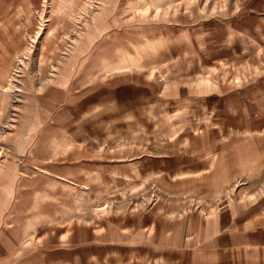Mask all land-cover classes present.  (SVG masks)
<instances>
[{
	"label": "rangeland",
	"instance_id": "obj_1",
	"mask_svg": "<svg viewBox=\"0 0 264 264\" xmlns=\"http://www.w3.org/2000/svg\"><path fill=\"white\" fill-rule=\"evenodd\" d=\"M18 1L0 0V18L10 24L0 33V236L19 242L27 264H43L40 251L51 249H64V264H140L148 249V264H156L173 242L159 239L154 223L172 232L177 216L210 205L182 197L181 210L163 209L170 215L160 225L159 204L174 198L141 180L134 162L148 154L144 142L172 129L148 122L155 114L131 110L126 98L162 88L157 74L178 72L172 58L187 47L194 22L225 19L238 1L36 0L16 21ZM218 64L198 88L227 83ZM142 226L153 233L147 242Z\"/></svg>",
	"mask_w": 264,
	"mask_h": 264
},
{
	"label": "crops",
	"instance_id": "obj_2",
	"mask_svg": "<svg viewBox=\"0 0 264 264\" xmlns=\"http://www.w3.org/2000/svg\"><path fill=\"white\" fill-rule=\"evenodd\" d=\"M34 1L12 5L14 19L18 21ZM237 1L225 19L201 21L198 26L194 22L196 30L189 32L187 47L172 58L178 72L157 74L162 88L156 92L139 88L137 96L131 90L126 98L131 110L146 108L155 114L148 122L172 129L157 131L149 142L143 141L148 154L142 149L134 162L141 180L154 182L174 198L159 204L160 225L170 215L163 209L174 203L173 209L181 210L182 197L195 196L210 205L196 214L177 216V229L172 232H162L154 223L155 232L162 235L159 239L173 242L172 248L157 254L156 264L167 255L174 264H264V0ZM12 25L13 32L21 31ZM9 26L0 18V33H9ZM218 62L227 83L198 88L197 82L204 81ZM234 63L243 71L234 73L230 69ZM186 81L195 82L194 87L192 83L189 90L165 87L168 82ZM149 161L155 166L150 168ZM145 226L140 240L147 242L153 233L144 231ZM3 237L0 264H27L19 242L15 246ZM123 237L130 240L132 234L125 232ZM113 245L117 256V244ZM52 251H40L43 264H64V249H58V254ZM148 253L146 249L140 254L144 258L140 264H148Z\"/></svg>",
	"mask_w": 264,
	"mask_h": 264
}]
</instances>
